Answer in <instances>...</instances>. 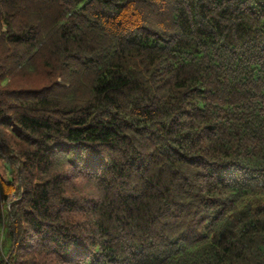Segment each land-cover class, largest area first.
<instances>
[{
	"label": "trees",
	"instance_id": "1",
	"mask_svg": "<svg viewBox=\"0 0 264 264\" xmlns=\"http://www.w3.org/2000/svg\"><path fill=\"white\" fill-rule=\"evenodd\" d=\"M0 264H264V0H0Z\"/></svg>",
	"mask_w": 264,
	"mask_h": 264
},
{
	"label": "clouds",
	"instance_id": "2",
	"mask_svg": "<svg viewBox=\"0 0 264 264\" xmlns=\"http://www.w3.org/2000/svg\"><path fill=\"white\" fill-rule=\"evenodd\" d=\"M76 182H77L78 184H79V183H83L82 180H77ZM91 191H94V190H93V189H87V188H86V189H85V192H84L83 194H88V193H90Z\"/></svg>",
	"mask_w": 264,
	"mask_h": 264
}]
</instances>
